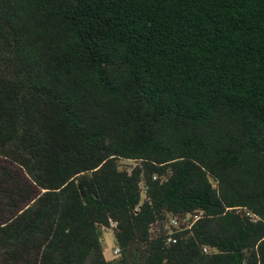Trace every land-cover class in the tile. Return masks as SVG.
Wrapping results in <instances>:
<instances>
[{
	"label": "trees",
	"instance_id": "trees-1",
	"mask_svg": "<svg viewBox=\"0 0 264 264\" xmlns=\"http://www.w3.org/2000/svg\"><path fill=\"white\" fill-rule=\"evenodd\" d=\"M0 264H264V0H0Z\"/></svg>",
	"mask_w": 264,
	"mask_h": 264
},
{
	"label": "built area",
	"instance_id": "built-area-1",
	"mask_svg": "<svg viewBox=\"0 0 264 264\" xmlns=\"http://www.w3.org/2000/svg\"><path fill=\"white\" fill-rule=\"evenodd\" d=\"M245 213L246 215L252 216L253 218L255 217L253 214H250L249 212H245ZM198 217H199L198 215L191 214V213H185L180 216H177V215L170 216L168 219V224H169L168 234L170 235L167 237V242H175L176 238L172 236L171 234L174 233L175 231L190 228L191 224ZM114 225H115V222L111 221V226H114ZM203 251L207 252V247H204ZM117 252H118V248L116 247L113 253L117 254Z\"/></svg>",
	"mask_w": 264,
	"mask_h": 264
},
{
	"label": "rangeland",
	"instance_id": "rangeland-1",
	"mask_svg": "<svg viewBox=\"0 0 264 264\" xmlns=\"http://www.w3.org/2000/svg\"><path fill=\"white\" fill-rule=\"evenodd\" d=\"M120 163H121V167H123L125 165L134 164V162H132V161H121ZM163 228L167 229L169 231L168 221H165L163 223ZM112 229H113L112 226H110L109 228H104L102 230V238H101V240H102V245H103L104 257L106 259H113V258H115L117 256L116 254L113 253V251L117 247V245L115 243V239H114V235H113V230ZM152 234H153V232H152Z\"/></svg>",
	"mask_w": 264,
	"mask_h": 264
}]
</instances>
